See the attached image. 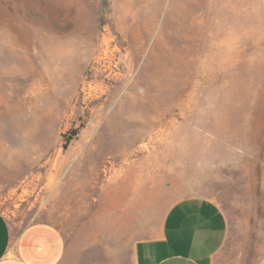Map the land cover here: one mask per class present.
<instances>
[{"label":"rangeland","instance_id":"rangeland-1","mask_svg":"<svg viewBox=\"0 0 264 264\" xmlns=\"http://www.w3.org/2000/svg\"><path fill=\"white\" fill-rule=\"evenodd\" d=\"M126 170L117 204L103 189ZM184 197L224 213L218 264H264V0H0L14 235L46 221L85 246L82 264H131ZM107 216L121 230L102 231Z\"/></svg>","mask_w":264,"mask_h":264},{"label":"crops","instance_id":"crops-1","mask_svg":"<svg viewBox=\"0 0 264 264\" xmlns=\"http://www.w3.org/2000/svg\"><path fill=\"white\" fill-rule=\"evenodd\" d=\"M109 180L104 195L120 204L124 185H133L134 176ZM118 195V196H117ZM121 223L111 216L103 219L102 231ZM125 223L122 224L124 230ZM100 230V229H99ZM119 233V231H117ZM228 236V223L212 200L184 197L172 202L159 216L148 237L136 240L131 264H218L217 258ZM85 246L68 241L58 226L46 221L31 223L14 235L12 226L0 212V264H82Z\"/></svg>","mask_w":264,"mask_h":264},{"label":"bare ground","instance_id":"bare-ground-1","mask_svg":"<svg viewBox=\"0 0 264 264\" xmlns=\"http://www.w3.org/2000/svg\"><path fill=\"white\" fill-rule=\"evenodd\" d=\"M110 124V123H109ZM110 126V125H109ZM139 139V137H135V138H132L131 140L132 141H135V140H138ZM129 140H130V138H129ZM130 172L132 173V175L134 176V171H132V170H130ZM117 181V180H116Z\"/></svg>","mask_w":264,"mask_h":264}]
</instances>
